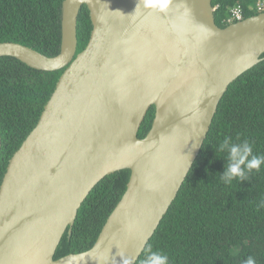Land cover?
<instances>
[{
    "label": "water",
    "instance_id": "obj_1",
    "mask_svg": "<svg viewBox=\"0 0 264 264\" xmlns=\"http://www.w3.org/2000/svg\"><path fill=\"white\" fill-rule=\"evenodd\" d=\"M82 7L92 30L76 55ZM60 26L53 58L0 44V58L64 70L0 185V264H136L228 87L264 61V13L220 29L212 0H64ZM121 171L130 172L126 192L94 246L54 261L87 197Z\"/></svg>",
    "mask_w": 264,
    "mask_h": 264
},
{
    "label": "trees",
    "instance_id": "obj_2",
    "mask_svg": "<svg viewBox=\"0 0 264 264\" xmlns=\"http://www.w3.org/2000/svg\"><path fill=\"white\" fill-rule=\"evenodd\" d=\"M63 1L0 0V44H18L48 58L58 56ZM237 5L244 21L260 14L257 8L264 0H212L218 28L229 26L230 11ZM91 30L88 10L82 7L76 55L87 46ZM63 71L40 72L13 58H0V185L10 159L37 125ZM154 114L152 107L139 139L151 129ZM225 137L234 143L248 141L255 154L264 155V61L228 87L196 161L136 264L149 249L167 254L169 264H245L249 256L264 264V167L244 182L226 185L220 174L227 153L215 152ZM129 177V171H121L93 189L78 211L71 236L64 234L54 261L94 246L126 192Z\"/></svg>",
    "mask_w": 264,
    "mask_h": 264
},
{
    "label": "clouds",
    "instance_id": "obj_3",
    "mask_svg": "<svg viewBox=\"0 0 264 264\" xmlns=\"http://www.w3.org/2000/svg\"><path fill=\"white\" fill-rule=\"evenodd\" d=\"M216 151L227 153V163L223 173L220 174L226 185H231L233 181L244 182L252 172H259L264 167V155L255 154L252 144L248 141L234 143L231 137H225L218 144ZM123 264H133V262L131 258H126ZM141 264H169V258L167 254L149 249ZM245 264H256V261L249 256Z\"/></svg>",
    "mask_w": 264,
    "mask_h": 264
},
{
    "label": "built area",
    "instance_id": "obj_4",
    "mask_svg": "<svg viewBox=\"0 0 264 264\" xmlns=\"http://www.w3.org/2000/svg\"><path fill=\"white\" fill-rule=\"evenodd\" d=\"M257 11L258 13H264V5L262 7L259 6L257 8ZM241 21H243L242 9L240 5H237V7L233 8L230 11V15L228 17L227 23L229 25H232L233 23H240Z\"/></svg>",
    "mask_w": 264,
    "mask_h": 264
},
{
    "label": "bare ground",
    "instance_id": "obj_5",
    "mask_svg": "<svg viewBox=\"0 0 264 264\" xmlns=\"http://www.w3.org/2000/svg\"><path fill=\"white\" fill-rule=\"evenodd\" d=\"M215 11V10H214Z\"/></svg>",
    "mask_w": 264,
    "mask_h": 264
}]
</instances>
